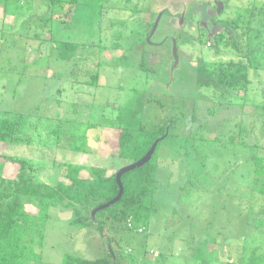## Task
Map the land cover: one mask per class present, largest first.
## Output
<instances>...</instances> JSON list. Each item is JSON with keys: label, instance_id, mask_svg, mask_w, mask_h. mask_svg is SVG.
<instances>
[{"label": "rangeland", "instance_id": "1", "mask_svg": "<svg viewBox=\"0 0 264 264\" xmlns=\"http://www.w3.org/2000/svg\"><path fill=\"white\" fill-rule=\"evenodd\" d=\"M68 1L0 0V116L19 129L18 142L0 144V155L24 159L37 182L55 185L67 181L64 163L115 172L108 163L118 125L153 129L174 119V137L155 155L147 235L116 229L105 217L99 235L69 224L71 209L57 206L43 225L40 264H61L65 253L101 257L106 238L117 264H154L150 251L159 244V264H245L251 253L264 255V231H257L264 225L256 222L264 197L253 190L251 159L264 157V0H221L211 20H204L207 0ZM60 42L81 46L72 62L60 58ZM228 68L238 80L220 85ZM193 105L202 124L186 141ZM4 165L3 175L13 177L18 165Z\"/></svg>", "mask_w": 264, "mask_h": 264}, {"label": "trees", "instance_id": "2", "mask_svg": "<svg viewBox=\"0 0 264 264\" xmlns=\"http://www.w3.org/2000/svg\"><path fill=\"white\" fill-rule=\"evenodd\" d=\"M51 2L61 5V0H51ZM75 2L76 0L68 1L73 5ZM232 36L233 39L235 38L233 48L238 50L239 45L236 39L239 37L235 34ZM58 47L61 50L60 58L67 63L74 60L76 52L81 48L80 45L70 42H60ZM242 54L243 57H248L247 51ZM238 66L240 64L231 63V67L236 69L235 72L241 70ZM249 67L255 68V65L251 64ZM233 72L234 70L229 68L225 71L221 70L216 80L220 85L232 86L238 80L232 79ZM261 108L264 110V105ZM197 112V105H193L192 132L186 141L192 139L193 130L202 124L198 120ZM173 121L174 119H166L153 129L141 124L136 127L121 125L114 127L112 137L115 139L116 148L110 155L112 161L108 165L115 166L116 170L111 174H107L106 167L64 163V176L67 181H59L55 185L43 184L32 177L31 167L27 161L9 159L7 156L0 155V264H40L41 241L44 238L43 225L49 217L50 209L57 206L71 209L69 224L93 227L99 235L103 234L105 224L102 219H99L100 217L111 221L116 229L147 235L148 229L151 228V217L156 211L158 162L155 155L163 140L173 139ZM18 132L15 121L0 116V144L10 145L18 142ZM165 134L166 136L159 140L147 163L121 175L120 182L123 190L119 200L91 216L93 209L107 203L117 195L118 185L115 174L123 166L120 162L126 160L129 164L139 160L152 143ZM70 136L72 137V134ZM69 147L71 150L80 151L71 144ZM251 159H253V190L264 197V157H251ZM6 161L18 165L16 174L11 178L3 175ZM82 172H86V176L81 177ZM25 204L36 207L37 213L25 211ZM261 213H264V210ZM256 222L262 226L264 218ZM257 231L263 232L264 229L258 228ZM106 244L111 252L107 249L101 257L87 259L77 254L65 253L61 264H117V253L112 247V239L106 238ZM152 259L154 264H159L154 256ZM245 264H264V255L251 253Z\"/></svg>", "mask_w": 264, "mask_h": 264}, {"label": "water", "instance_id": "3", "mask_svg": "<svg viewBox=\"0 0 264 264\" xmlns=\"http://www.w3.org/2000/svg\"><path fill=\"white\" fill-rule=\"evenodd\" d=\"M213 4L215 6L214 14H219L221 12V10L224 8V3L221 0H214ZM160 16H161V14L157 15L156 19L154 20L151 32L149 33V35L147 37V41L149 40V36H151L153 34V32L155 31L157 24H158V21L160 19ZM171 41H172V59H173V63H172V67H171V72H172L173 69L175 68V66L177 65L178 55H177V47H176V43H175L174 39H171ZM165 136H166V134L159 137L158 139H156L152 143V145L150 146L149 150L145 153V155L143 157H141L139 160L132 162V163H129L127 165H123L116 171L115 180H116V183L118 185L117 195L113 199L108 201L107 203L102 204V205L96 207L95 209H93L91 211V216H94L95 212L100 211L102 209H106L107 207L116 203L119 200V198L122 194V190H123L122 184L120 182L121 175L126 173V172H129L131 170H134L136 168H139L143 164L147 163L150 160L152 154L154 153V150H155L159 140L163 139ZM108 250H109V252H111L109 246H108Z\"/></svg>", "mask_w": 264, "mask_h": 264}, {"label": "crops", "instance_id": "4", "mask_svg": "<svg viewBox=\"0 0 264 264\" xmlns=\"http://www.w3.org/2000/svg\"><path fill=\"white\" fill-rule=\"evenodd\" d=\"M204 5V4H203ZM205 7H207L206 6V4H205ZM208 8H209V4H208ZM161 12H163V11H161ZM162 14V13H161ZM157 17V16H156ZM262 51H260L259 50V52L258 53H261ZM264 52V51H263ZM260 66V65H259ZM258 66V67H259ZM161 235L163 236V234L161 233ZM197 239H194V238H191V239H188V241H185V244L187 245V248H189L190 247V245H192L195 241H196ZM157 249H158V251L159 252H155V251H150V253H153V256H154V258H156V260L158 261V263H159V258H161V259H165V252H164V248H162V246H161V244H159L158 245V247H157ZM188 261V260H187ZM180 262V261H179ZM153 263H154V261H153ZM180 264H182V263H180Z\"/></svg>", "mask_w": 264, "mask_h": 264}, {"label": "flooded vegetation", "instance_id": "5", "mask_svg": "<svg viewBox=\"0 0 264 264\" xmlns=\"http://www.w3.org/2000/svg\"><path fill=\"white\" fill-rule=\"evenodd\" d=\"M213 1L214 0H212V5H213V9H210V7L208 8V0L207 1H205L203 4H204V13H203V15H204V17H205V19L204 20H211L212 19V15L214 14V10H215V6H214V4H213ZM224 3V2H223ZM205 4H206V6L207 7H205ZM203 6V5H202ZM156 19V18H155ZM154 22V21H153ZM153 22H152V24H151V26L153 25ZM108 247V246H107Z\"/></svg>", "mask_w": 264, "mask_h": 264}]
</instances>
